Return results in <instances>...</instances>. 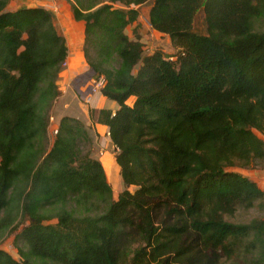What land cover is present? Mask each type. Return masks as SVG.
Instances as JSON below:
<instances>
[{"label":"trees","instance_id":"1","mask_svg":"<svg viewBox=\"0 0 264 264\" xmlns=\"http://www.w3.org/2000/svg\"><path fill=\"white\" fill-rule=\"evenodd\" d=\"M11 1L0 0V241L16 233L19 260L0 249V264H264V190L237 172L264 166V0H68L118 107L90 112L116 149L117 201L82 148V120L61 118L48 147L68 44L52 12ZM149 2L175 56L127 35ZM201 9L206 35L193 32Z\"/></svg>","mask_w":264,"mask_h":264},{"label":"rangeland","instance_id":"2","mask_svg":"<svg viewBox=\"0 0 264 264\" xmlns=\"http://www.w3.org/2000/svg\"><path fill=\"white\" fill-rule=\"evenodd\" d=\"M109 1V0H107ZM69 3V1L67 0ZM151 2L139 7V19H138V26L135 27L131 26L127 29V35L131 39H135L139 37V40L143 44L144 48H146V53L152 54V53H161L165 56H175L177 54V50L175 49L171 39L166 36L157 33L154 31L150 25H149V11L151 9ZM70 6V4H69ZM71 8V6H70ZM70 24L71 26V32L70 30L63 33L64 37L66 38V41L68 42V39L72 42L73 47L78 46L80 44L79 39L76 40V37L73 35L82 34L83 33V27L79 26L76 22H74L73 17H71ZM206 23H205V14L204 10L201 9L194 18L193 23V32L200 34V35H206ZM60 33L62 31L59 30ZM83 38V35H82ZM69 43V42H68ZM67 43V44H68ZM78 63L70 64V74L71 72H74L76 70V74H80L83 76L82 79L80 77L78 79L74 78V76L66 77L63 79L62 77H59L58 85H59V91L65 89L66 96L65 101L64 100H58V98L53 103V107L50 111V125L48 130V147L51 148L54 142V135L52 134V130L55 126H58V121L60 118H63L64 116H70V115H79L82 119L87 128L88 135L91 139L90 144H83L82 148L85 152L91 151L94 153L95 157L101 159L104 161L105 169L108 176L109 184L112 187L114 200L117 201L120 194L125 190L123 180L120 175V169L117 166L116 163V149L112 145L111 141L109 140L107 133H96L97 131V122L95 118H92L90 115V112L92 110H101L103 107L104 109H109L115 111L118 107L116 104L107 106L108 103L103 106L102 104H93V100L88 103L84 101V97H82L81 93L79 91H83L86 93L87 88L92 81L98 83V80L95 79V77H91V70L89 69L86 61L83 58V55H81L78 58ZM174 61L176 59H173ZM67 65L63 66L62 72L67 69ZM66 73V72H65ZM64 73V74H65ZM64 74L62 76H64ZM86 82L87 86L79 87L81 83ZM73 83V84H72ZM76 86V87H73ZM81 89V90H80ZM77 90V92H76ZM64 91V92H65ZM100 93L96 94L94 96V100L96 96H99ZM97 102V101H96ZM107 102V101H106ZM76 106V108H73L71 105ZM134 99H130L127 102V105L133 106ZM79 106V109L77 110V107ZM76 109V111H75ZM51 118L53 119V122L51 123ZM76 118V117H75ZM96 130V131H95ZM263 137V136H262ZM264 139V137H263ZM106 157V158H105ZM237 172L249 177L252 181L257 182L259 187L264 188V166L263 165H254L249 170H237ZM132 192L134 189H131ZM261 214L256 211H249V212H238L235 214L234 217H225L227 221L234 222V223H248L253 219L260 218ZM16 234V233H15ZM15 234L8 233L6 236L0 241V249L7 252L10 256H12L15 260H19L17 251L15 250L13 246V241Z\"/></svg>","mask_w":264,"mask_h":264},{"label":"crops","instance_id":"3","mask_svg":"<svg viewBox=\"0 0 264 264\" xmlns=\"http://www.w3.org/2000/svg\"><path fill=\"white\" fill-rule=\"evenodd\" d=\"M23 7H26V8H42V9H45L47 11L52 12L54 14V16H55V25H56L58 31L59 30L62 31V33H60V34L63 35V33H65V30L66 31L70 30V32H71V26L72 25L70 24V21L72 19L71 17H73V16H72V13H71V8H70L69 3L67 2V0H12L10 2L9 6H8V11L13 12V11H16V10H18L20 8H23ZM77 24H79L80 27L81 26L83 27V33L82 34L80 33V34H77V35H75V34L73 35V37L75 36L76 40L79 39V42H80V44H78V46H76V47L71 46L72 42L68 39L69 43L68 42L67 43H68V49H69V56H68V59L66 61L68 67L60 75V77H62L63 79H65L66 77H71L72 78V76H74V78L78 79L80 77L81 73H82L81 72L80 74H76V70H74V72H71V74H70V71H69V68L71 67L70 64L76 63V59L79 58L81 55H83L84 24L81 23V22H79ZM82 35H83V38H82ZM63 74H64V76H62ZM83 76H81L80 79H82ZM91 77L93 78L92 73H91ZM85 85H87L86 82H83V83H81V85L79 87H83ZM73 87H76V86L73 85ZM64 91H65V89H63V91L61 90L62 93H60V96L58 97L59 101L60 100H64L65 101L66 91L65 92ZM76 92H77V90H76ZM79 92H81V91H79ZM95 103H97L99 105L102 104L103 106H105V104L108 103L107 106L109 105L110 107H112L111 105H114L113 102L108 101L101 94H99V96H96L95 100L93 98V104H95ZM71 106L73 108H76V106H74L73 104ZM78 109H79V106L77 107V110ZM101 109H104V108L102 107ZM75 111H76V109H75ZM78 116L79 115H70L69 117H73V118L76 117V119L82 120ZM60 120H61V118L59 119V121ZM83 123H85V122H83ZM96 129H97V131L96 130L95 131H96L97 134L98 133H102V132L108 133L107 127H104L102 125L97 124V128ZM107 136H108V134H107ZM100 161L103 164V166L105 167L104 161L101 160V159H100ZM262 189L264 190V188H262Z\"/></svg>","mask_w":264,"mask_h":264},{"label":"built area","instance_id":"4","mask_svg":"<svg viewBox=\"0 0 264 264\" xmlns=\"http://www.w3.org/2000/svg\"><path fill=\"white\" fill-rule=\"evenodd\" d=\"M150 27H151V26H150ZM144 50L146 51V48H144ZM66 65H67V62L65 63L64 66H66ZM95 79H96V78H95ZM97 80H98V83L92 81L91 84H90L88 87H86V88H87L86 93H84L83 91L80 92L81 95H82V97H84V101H85V102L90 103V102L93 100L94 96H95L96 94L100 93L101 87H102V85H103V80H101V79H97ZM86 86H87V85H86ZM52 122H53V119L51 118V123H52ZM57 133H58V127L55 126V127L53 128V130H52V134H53L54 136H56Z\"/></svg>","mask_w":264,"mask_h":264},{"label":"water","instance_id":"5","mask_svg":"<svg viewBox=\"0 0 264 264\" xmlns=\"http://www.w3.org/2000/svg\"><path fill=\"white\" fill-rule=\"evenodd\" d=\"M92 73V75H94V73L93 72H91Z\"/></svg>","mask_w":264,"mask_h":264}]
</instances>
